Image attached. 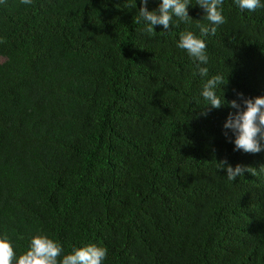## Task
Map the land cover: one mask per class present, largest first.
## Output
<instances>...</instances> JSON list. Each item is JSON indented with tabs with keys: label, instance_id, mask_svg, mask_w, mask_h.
Returning a JSON list of instances; mask_svg holds the SVG:
<instances>
[{
	"label": "trees",
	"instance_id": "obj_1",
	"mask_svg": "<svg viewBox=\"0 0 264 264\" xmlns=\"http://www.w3.org/2000/svg\"><path fill=\"white\" fill-rule=\"evenodd\" d=\"M126 4L0 5V234L17 255L44 233L65 254L106 247L103 264H264V150L233 151L235 109L201 107L175 44L194 23L143 32ZM223 15L209 74L227 77L226 101L264 95V8L224 0ZM221 160L255 174L229 181Z\"/></svg>",
	"mask_w": 264,
	"mask_h": 264
},
{
	"label": "clouds",
	"instance_id": "obj_2",
	"mask_svg": "<svg viewBox=\"0 0 264 264\" xmlns=\"http://www.w3.org/2000/svg\"><path fill=\"white\" fill-rule=\"evenodd\" d=\"M22 5L30 6L33 0H19ZM5 0H0L3 5ZM127 0L126 9H136L135 23L142 25L141 31L154 33V26H162V31L169 30V26L178 27L179 24L194 23L198 35L191 30L179 33L175 42L178 49L184 50L195 65V75L202 79L199 97L203 100L202 108L218 109L227 105L230 109L222 128L226 139L233 145V151L257 153L264 150V95L251 98L237 93L238 99L225 100L223 88L227 84V77L209 74V55L206 52V38L215 36L217 26L225 23L223 15L224 0H158L157 6L151 10L147 8L149 0ZM243 13L264 8V0H232ZM202 9V18L207 23H200L188 14L189 7ZM219 89V94L217 90ZM239 100V102H238ZM206 115L205 111L200 113ZM229 133L231 136L229 137ZM218 169H223L227 180L234 181L244 173L255 174L254 168L237 163L235 166L226 160L217 162ZM107 256V248L97 244H85L73 247L64 253L61 243L44 233L33 235L27 245V250L18 254L14 251L13 241L5 234H0V264H103Z\"/></svg>",
	"mask_w": 264,
	"mask_h": 264
}]
</instances>
